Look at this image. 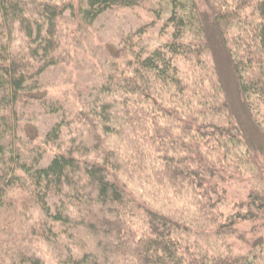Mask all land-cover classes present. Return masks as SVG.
<instances>
[{"label": "trees", "instance_id": "obj_1", "mask_svg": "<svg viewBox=\"0 0 264 264\" xmlns=\"http://www.w3.org/2000/svg\"><path fill=\"white\" fill-rule=\"evenodd\" d=\"M142 1L0 0V264H264V241L230 242L241 222L264 231V0H203L211 19L161 0L166 39L143 25L103 48L77 108L42 85L66 12L86 29ZM38 109L57 116L41 134Z\"/></svg>", "mask_w": 264, "mask_h": 264}, {"label": "rangeland", "instance_id": "obj_2", "mask_svg": "<svg viewBox=\"0 0 264 264\" xmlns=\"http://www.w3.org/2000/svg\"><path fill=\"white\" fill-rule=\"evenodd\" d=\"M196 1L201 13H206L205 15L211 19L213 14L207 4L203 0ZM232 3L233 8H236L237 4ZM164 8L165 4L161 3V0H143L135 8L113 9L106 12L86 29L79 27V21H75L69 11L66 12L60 21L63 43L58 55L61 56V59L57 65L49 69L45 76L46 81L42 82L48 96L51 99L61 101L70 110L77 108L82 100L80 98L81 88L84 89L93 85L96 82L95 75L97 72L104 71L109 63L107 55L103 53V48L106 50L108 48L110 52L115 54L121 35L130 30L134 31L143 25H149L146 38L152 44L158 40L162 42L166 39V35L162 33V25H164L167 15L162 14L161 19L157 18V14L154 15L156 13L154 10L161 11ZM211 33L215 35L214 32ZM212 43L216 52H219L216 54V58L219 60L224 77L226 81H229L228 57L220 49L217 39L213 38ZM232 98L239 122L240 124L241 121L243 123L242 129L250 138L255 141L258 140L259 129L248 122L241 97L235 93ZM36 113L35 134L37 132L41 134L54 123L57 116L42 114L41 109H38ZM229 190L232 199L241 200L246 195L244 185L241 183L233 185ZM263 241L264 231H260L259 228L253 229L250 222H241L238 226L237 236L230 240L232 246L240 252H246L256 245L259 246Z\"/></svg>", "mask_w": 264, "mask_h": 264}]
</instances>
